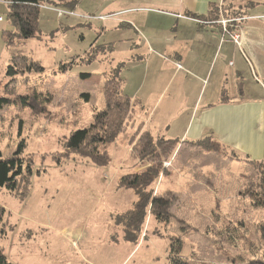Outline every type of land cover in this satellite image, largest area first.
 I'll return each mask as SVG.
<instances>
[{
    "label": "rangeland",
    "instance_id": "obj_1",
    "mask_svg": "<svg viewBox=\"0 0 264 264\" xmlns=\"http://www.w3.org/2000/svg\"><path fill=\"white\" fill-rule=\"evenodd\" d=\"M42 2L36 36L13 46L1 37L13 25L6 1L0 0V95L14 98L18 93L37 92L45 106L41 113L19 103L0 106V154L10 156L23 142L24 172L30 177L26 197L19 193L27 186L24 180L15 193L0 186L4 209L0 247L8 260L14 264H264V237L258 229L264 207L253 205L247 195L258 183L257 174L243 172L239 196L242 167L220 164L207 170V157L195 150L189 158L181 151L174 159L175 148L162 162L164 167L172 165L150 185L153 195L157 185L164 190L167 185L164 193L173 201L170 218L157 220L148 206L140 230L127 237L120 217L133 207L140 190L118 187L121 175L116 174L113 181L112 173L118 168L112 162L120 167L122 159L121 174L152 164L132 151L131 140L136 139L138 128L131 126L129 131L128 115L127 128L108 144L111 160L106 166L67 150L64 143L72 131L88 126L93 114L104 108L106 75L120 78L125 64L115 61H126L127 67L129 55L119 59L110 54L121 48L123 40H117L113 49L110 44L102 48L109 35L101 34L103 22L95 7L99 4L79 0L70 12L65 5L55 4L58 0ZM110 23L104 22L109 28ZM136 25L137 29L112 31L110 37L141 31ZM156 25L161 32L167 31L165 25ZM15 51L37 60L44 70L22 72L6 87L7 66ZM61 64L66 71H59ZM181 156L187 163H182ZM177 165L182 168L173 169ZM215 174L223 181H217ZM231 175L236 179H230ZM159 191L156 195L163 194Z\"/></svg>",
    "mask_w": 264,
    "mask_h": 264
},
{
    "label": "crops",
    "instance_id": "obj_2",
    "mask_svg": "<svg viewBox=\"0 0 264 264\" xmlns=\"http://www.w3.org/2000/svg\"><path fill=\"white\" fill-rule=\"evenodd\" d=\"M47 1L54 4V0ZM78 1L58 0L55 4L73 11ZM92 2L99 4L95 7L103 22L101 34L109 35L102 48L110 44L113 49L117 40H123L121 48L110 54L119 59L129 55L127 67L126 61H115L126 68L120 69L119 79L122 93L131 100L129 131L133 126L155 138L176 139L174 159L181 151L189 158L195 150L207 157L204 166L210 171L213 165L239 164L241 184L236 190L241 196L242 174L248 169L255 175L254 164H264V0ZM222 19L229 20L226 27ZM104 22H111L110 28ZM156 23L165 25L167 31L161 32ZM136 24L141 31L118 39L110 37L112 31ZM232 32L239 35V43L231 39ZM207 138L238 157L191 144ZM211 157L212 163L206 166ZM181 158L187 163L184 156ZM119 161L120 167L112 162L118 168L112 173L113 181L124 171L122 159ZM215 176L217 181L221 179ZM192 179L188 177L190 183ZM162 181L161 175L159 183ZM161 185L155 190L164 194L168 187L164 185V190ZM225 187L229 192L227 184Z\"/></svg>",
    "mask_w": 264,
    "mask_h": 264
},
{
    "label": "trees",
    "instance_id": "obj_3",
    "mask_svg": "<svg viewBox=\"0 0 264 264\" xmlns=\"http://www.w3.org/2000/svg\"><path fill=\"white\" fill-rule=\"evenodd\" d=\"M7 3V17L10 19L13 29L3 30L1 37L7 45L20 44L25 39L36 36L38 31L40 5L44 0H4ZM20 60L21 68L17 60ZM70 65V64H68ZM18 67V68H17ZM59 71H66V65H60ZM44 67L29 55L15 51L11 53L10 62L7 66V75L10 77L6 83L12 86L17 79V75L22 72H41ZM88 73H83L86 76ZM103 89L105 105L102 110L93 114L90 124L83 128L75 129L65 140L67 150L87 158L98 166H106L110 162L109 145L116 139L121 131L127 128L126 117L129 115L131 100L128 95L120 90V79L118 76L106 75ZM41 94L37 92L19 94L10 98L0 95V106L10 103H19L29 107L35 112L44 111V105L38 98ZM136 139L131 140L132 151L141 160L152 162L149 166L138 172L122 174L118 179L117 186L122 188H133L140 190L137 201L133 207L124 213L120 220L125 223V231L127 237H132L133 230H140L145 218V209L149 206L152 214L157 220L169 219L171 216L170 204L171 197L169 194L153 195V189L150 185L158 178L160 173L165 172L166 167L163 161L169 157L177 147V140L164 137H153L148 131H140L138 128ZM109 144V145H108ZM192 145H199L204 149L221 152L230 158L238 157L236 152L228 150L219 143L210 139H204L191 142ZM108 145V146H107ZM23 142L15 152L10 156H2L0 154V186H6L8 190L14 193L18 190V184L24 180V191H19L20 197H26L30 191V177L24 172V160L21 155ZM107 146V147H106ZM254 164V163H253ZM170 165V162L169 164ZM255 173L257 174L258 183L251 189H248L247 195L253 199V205L264 207V166L262 164H254ZM164 167V168H163ZM28 173L30 168L27 166ZM28 191V192H27ZM27 194H24L26 193ZM23 195V196H22ZM173 202V201H172ZM4 209L0 206V223L3 221ZM261 232V238L264 237V221L258 225ZM0 264H14L3 253L0 247Z\"/></svg>",
    "mask_w": 264,
    "mask_h": 264
},
{
    "label": "built area",
    "instance_id": "obj_4",
    "mask_svg": "<svg viewBox=\"0 0 264 264\" xmlns=\"http://www.w3.org/2000/svg\"><path fill=\"white\" fill-rule=\"evenodd\" d=\"M220 1H221V0H220ZM70 12H72V11H70ZM2 19H3V17L0 15V21H2ZM228 21H229V20H227V19H222V20H221V24H222L224 27H226ZM227 31H228V30H227ZM227 31H226V32H227ZM228 33H229V31H228ZM230 35H231V39H232L235 43H239V35H238L237 33L232 32V33H230ZM177 66H178V67H181V64L178 63Z\"/></svg>",
    "mask_w": 264,
    "mask_h": 264
}]
</instances>
